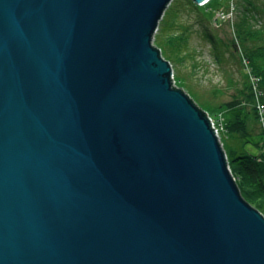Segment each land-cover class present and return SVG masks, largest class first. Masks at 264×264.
<instances>
[{
    "label": "water",
    "instance_id": "1",
    "mask_svg": "<svg viewBox=\"0 0 264 264\" xmlns=\"http://www.w3.org/2000/svg\"><path fill=\"white\" fill-rule=\"evenodd\" d=\"M171 1L0 0V264H264V216L153 45Z\"/></svg>",
    "mask_w": 264,
    "mask_h": 264
},
{
    "label": "trees",
    "instance_id": "2",
    "mask_svg": "<svg viewBox=\"0 0 264 264\" xmlns=\"http://www.w3.org/2000/svg\"><path fill=\"white\" fill-rule=\"evenodd\" d=\"M227 5L228 0H209L203 6L192 0H172L154 33L153 45L170 65H182L189 58L197 71L202 66L198 46L192 49L189 44L197 35L209 46L221 71L231 63L236 67L238 79L229 78L228 99L207 109L191 100L204 114L221 121L219 140L232 177L243 199L264 216V0H233L230 24L216 18ZM191 13L196 17L194 30L180 18ZM228 28L231 34L226 35L223 30ZM222 91L216 89L215 98L224 96Z\"/></svg>",
    "mask_w": 264,
    "mask_h": 264
},
{
    "label": "rangeland",
    "instance_id": "3",
    "mask_svg": "<svg viewBox=\"0 0 264 264\" xmlns=\"http://www.w3.org/2000/svg\"><path fill=\"white\" fill-rule=\"evenodd\" d=\"M232 2L233 0H228L227 8H230V4ZM180 18L182 22L187 23L193 30L196 28V17L193 13ZM231 22L228 21V24ZM223 31L226 35L228 33L231 34V29L229 28ZM219 33L221 34L220 37H224L222 31ZM189 44L192 49L196 48L192 46H198L196 48L197 58L198 61L201 62L202 66L197 71L193 70L192 63L189 58L182 65L172 64V78H174L173 86L178 89L181 88L182 91H184V93L190 98L195 99V103L197 105L207 109V107L217 104L218 101L229 98V93L231 92L228 87L229 78L232 77L234 81H237L238 74L236 72V67L233 66L232 63L227 65L225 71H221L212 60L211 54L209 53V46L204 42H200L197 35L190 38ZM177 79H180V82H177ZM216 89L223 90L222 92L224 93V96L215 98L217 96L215 93Z\"/></svg>",
    "mask_w": 264,
    "mask_h": 264
},
{
    "label": "built area",
    "instance_id": "4",
    "mask_svg": "<svg viewBox=\"0 0 264 264\" xmlns=\"http://www.w3.org/2000/svg\"><path fill=\"white\" fill-rule=\"evenodd\" d=\"M233 14H234V6H233V2L230 4V8H227L226 10H219L216 13V18L223 23H228L232 21L233 19ZM173 79V78H172ZM174 80V79H173ZM174 83V82H173ZM262 107H259V109L261 110ZM208 119L211 123V127L214 129V132L216 134V136L219 138V131L221 129V124H220V120H217L216 118H212L210 116H208Z\"/></svg>",
    "mask_w": 264,
    "mask_h": 264
}]
</instances>
